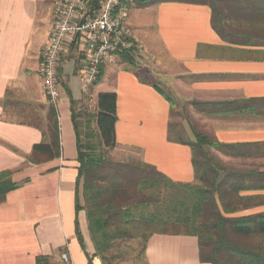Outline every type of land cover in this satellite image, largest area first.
Segmentation results:
<instances>
[{"label":"crops","instance_id":"0c3cea01","mask_svg":"<svg viewBox=\"0 0 264 264\" xmlns=\"http://www.w3.org/2000/svg\"><path fill=\"white\" fill-rule=\"evenodd\" d=\"M57 1L0 0V173L13 172L12 181L21 185L0 204V264H37L40 256L63 264L64 252L72 264H102L87 213L76 210L74 125V120L85 123L89 114L97 113L101 93L118 97L117 146L112 151L123 153V160L152 165L175 183H199L192 148L171 134L174 110L188 107L204 122L206 137L220 145L204 146L213 154L220 180L238 174L239 180L230 184L244 187L240 197L264 198V189H251L264 186V15L250 17L254 26H241L232 23L229 13L225 29L230 32L221 36L213 27L212 9L205 5L139 7L133 0L126 7L124 27L140 47L131 53L135 63L118 56L103 65L99 81L90 87L81 79L83 41L66 45L56 109L61 157L30 164L27 158L43 142V131L22 120L44 126L51 108L38 69ZM8 92L15 101L5 109ZM86 105L93 106L92 112ZM260 213L264 205L230 217ZM144 253L146 264H205L198 240L191 236L154 234Z\"/></svg>","mask_w":264,"mask_h":264},{"label":"trees","instance_id":"16d2710c","mask_svg":"<svg viewBox=\"0 0 264 264\" xmlns=\"http://www.w3.org/2000/svg\"><path fill=\"white\" fill-rule=\"evenodd\" d=\"M164 2L209 6L213 12V27L221 36L230 32L225 29L229 13L232 23L241 26H254L250 17L264 15V0H136L139 7ZM120 57L124 63H135L129 52L121 53ZM139 79L145 82L142 76ZM117 99L116 93H101L97 113L89 114L85 123L74 120L79 163L76 210L77 213L83 210L87 213L97 253L105 252L120 236H127L130 225L132 229L146 230L143 233L146 242L154 234L196 237L200 261L205 264H264V245L246 243L249 239L264 240V213L230 217L264 205V198L240 197L244 187L230 184L239 180L238 174H229L220 180L219 171L204 151L205 145H220L202 135H197V142L180 139L181 143L192 148L199 185L175 183L144 162H115L109 158V151L117 146ZM10 101H15L14 95L8 92L5 109ZM22 123L43 131V142L34 145L27 158L30 164L40 165L61 157L59 120L53 106L44 126L29 119L22 120ZM93 124L98 130L100 147L105 151H97L81 139V127ZM172 139L176 138L172 136ZM12 176L11 171L0 173V204L10 192L21 186L12 181ZM81 183L85 206L79 202ZM251 189L260 190L264 186L253 185ZM77 235L83 246L78 223ZM37 264L52 263L49 257L40 256Z\"/></svg>","mask_w":264,"mask_h":264},{"label":"built area","instance_id":"2783aa9c","mask_svg":"<svg viewBox=\"0 0 264 264\" xmlns=\"http://www.w3.org/2000/svg\"><path fill=\"white\" fill-rule=\"evenodd\" d=\"M133 0H58L52 15V26L45 45L38 73L45 94L56 110L60 99V70L66 45L83 41L85 64L81 79L85 87L96 84L101 69L121 53H133L140 47L125 33L126 9ZM63 264H72L68 252L61 256Z\"/></svg>","mask_w":264,"mask_h":264},{"label":"rangeland","instance_id":"374dc122","mask_svg":"<svg viewBox=\"0 0 264 264\" xmlns=\"http://www.w3.org/2000/svg\"><path fill=\"white\" fill-rule=\"evenodd\" d=\"M155 82V79L153 80ZM158 85L162 87L161 83L158 82ZM162 89H164L162 87ZM169 95V94H168ZM171 97V95H170ZM173 99V98H172ZM87 112L93 110V106L86 105ZM204 122L197 121L195 115L191 114V110L184 108L181 110L180 107L174 110L173 118L171 121V134L177 140L183 138L184 140H188L191 142H197V135L205 136L204 134ZM81 139L83 143L90 144L97 151H105L100 147V138L98 134V130L96 125H92L91 127H86L83 125L81 127ZM208 139V138H207ZM209 140V139H208ZM211 142V140H209ZM211 158L214 165V158L212 153H207ZM109 158L115 162H126L124 159V154H116L114 151H109ZM130 161V160H128ZM132 161V160H131ZM217 164V163H216ZM222 164V163H221ZM218 166V164H217ZM228 168L227 164L222 165ZM195 185H199L196 183ZM80 205L85 206L86 201L83 196V188L82 183L80 185V197H79ZM141 230V231H140ZM146 230L143 228L136 229L129 225L128 226V235L120 236L116 241H114L109 249L105 252L97 253L98 257L101 259L102 264H146L144 248L146 247V237H144L143 233ZM142 234V235H141ZM249 245H264V240L259 239H249L246 241Z\"/></svg>","mask_w":264,"mask_h":264}]
</instances>
